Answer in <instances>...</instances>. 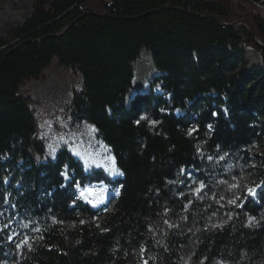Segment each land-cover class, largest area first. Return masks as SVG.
Listing matches in <instances>:
<instances>
[{"label": "trees", "instance_id": "obj_1", "mask_svg": "<svg viewBox=\"0 0 264 264\" xmlns=\"http://www.w3.org/2000/svg\"><path fill=\"white\" fill-rule=\"evenodd\" d=\"M31 13L0 38V264H264V65L247 59L264 49L235 24L264 42V0H35ZM144 48L158 74L133 95ZM54 59L82 77L73 119L121 177L67 147L49 157L23 86ZM95 182L111 191L100 206L77 192Z\"/></svg>", "mask_w": 264, "mask_h": 264}, {"label": "rangeland", "instance_id": "obj_2", "mask_svg": "<svg viewBox=\"0 0 264 264\" xmlns=\"http://www.w3.org/2000/svg\"><path fill=\"white\" fill-rule=\"evenodd\" d=\"M34 1L0 0V38L14 40L11 31L32 14ZM247 52L249 64L264 65L261 52L253 48H248ZM134 67L133 95L149 91L151 79L158 74L151 51L144 48ZM45 72L43 79L27 80L23 90L34 99L32 107L40 117L41 133L47 141L49 157L56 158L58 152L67 147L83 161L87 171L99 167L113 178L121 177L122 172L116 166L111 148L98 138L96 128L89 123H76L73 119L70 106L75 89L83 87L80 74L55 59ZM155 90H160L159 84L155 85ZM77 192L85 201L100 205L109 201L111 191L106 183L95 182L78 187Z\"/></svg>", "mask_w": 264, "mask_h": 264}, {"label": "water", "instance_id": "obj_3", "mask_svg": "<svg viewBox=\"0 0 264 264\" xmlns=\"http://www.w3.org/2000/svg\"><path fill=\"white\" fill-rule=\"evenodd\" d=\"M169 7H162V8H160V9H157V10H155L156 12L157 11H161L162 9H168ZM88 14H91V13H89V12H87V13H85L83 16H81V17H79L78 19H76L75 21H73V22H71L70 23V25L68 26V28L66 29V30H68L71 26H73L76 22H78L79 20H81L84 16H86V15H88ZM147 14H149V13H147ZM146 14V15H147ZM101 16H106L105 14H100ZM207 15L209 16V17H213L214 19H216L217 20V17L214 15V14H212V13H210V14H208L207 13ZM142 16H144V15H142ZM142 16H140V17H142ZM241 22H245L246 24H248L249 25V28H251V30H252V32H253V34H254V39H255V42H256V44H257V46L260 48H262V49H264V42H263V40L262 39H259L258 38V36H257V34L255 33V30H254V27L252 26V24L248 21V20H243V21H240V22H237V23H235V24H238V23H241ZM234 24V25H235ZM48 37H55L54 35H46V36H42V38H40L38 41H42V40H44V39H46V38H48ZM0 73H1V67H0ZM0 82H1V74H0ZM108 198H109V196H108Z\"/></svg>", "mask_w": 264, "mask_h": 264}, {"label": "crops", "instance_id": "obj_4", "mask_svg": "<svg viewBox=\"0 0 264 264\" xmlns=\"http://www.w3.org/2000/svg\"><path fill=\"white\" fill-rule=\"evenodd\" d=\"M90 203H92L93 205H98V204H96V203H93V201H90Z\"/></svg>", "mask_w": 264, "mask_h": 264}, {"label": "bare ground", "instance_id": "obj_5", "mask_svg": "<svg viewBox=\"0 0 264 264\" xmlns=\"http://www.w3.org/2000/svg\"><path fill=\"white\" fill-rule=\"evenodd\" d=\"M115 159V158H114Z\"/></svg>", "mask_w": 264, "mask_h": 264}]
</instances>
